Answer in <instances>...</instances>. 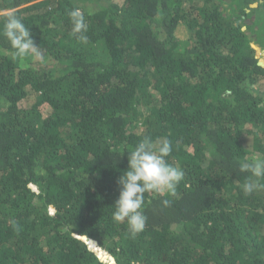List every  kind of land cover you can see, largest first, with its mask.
I'll return each instance as SVG.
<instances>
[{
  "label": "trees",
  "instance_id": "1",
  "mask_svg": "<svg viewBox=\"0 0 264 264\" xmlns=\"http://www.w3.org/2000/svg\"><path fill=\"white\" fill-rule=\"evenodd\" d=\"M11 13L47 59L0 35V264H264L240 171L264 158V0H0V31ZM146 136L184 177L133 235L114 204Z\"/></svg>",
  "mask_w": 264,
  "mask_h": 264
},
{
  "label": "clouds",
  "instance_id": "2",
  "mask_svg": "<svg viewBox=\"0 0 264 264\" xmlns=\"http://www.w3.org/2000/svg\"><path fill=\"white\" fill-rule=\"evenodd\" d=\"M72 32L79 42L87 43L85 35L87 24L83 11L76 7L69 13ZM2 35L9 43L13 58H32L46 63L44 52L35 41L22 19L15 13L6 16ZM171 141H153L144 137L128 154V170L120 180L119 198L115 201L113 219L117 223L126 222L129 232L137 234L143 231L147 217L144 207L145 193L175 194L177 185L182 181L184 172L168 162L172 153ZM240 171L250 173L243 183L245 195L264 190V158L252 159L240 164Z\"/></svg>",
  "mask_w": 264,
  "mask_h": 264
},
{
  "label": "rangeland",
  "instance_id": "3",
  "mask_svg": "<svg viewBox=\"0 0 264 264\" xmlns=\"http://www.w3.org/2000/svg\"><path fill=\"white\" fill-rule=\"evenodd\" d=\"M184 30L182 28H179L178 33L180 34V37H184Z\"/></svg>",
  "mask_w": 264,
  "mask_h": 264
}]
</instances>
